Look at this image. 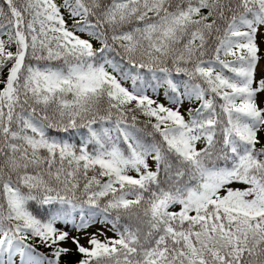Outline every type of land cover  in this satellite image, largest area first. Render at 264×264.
<instances>
[{"label":"snow or ice","instance_id":"snow-or-ice-1","mask_svg":"<svg viewBox=\"0 0 264 264\" xmlns=\"http://www.w3.org/2000/svg\"><path fill=\"white\" fill-rule=\"evenodd\" d=\"M73 250L264 264V0H0V264Z\"/></svg>","mask_w":264,"mask_h":264},{"label":"trees","instance_id":"trees-1","mask_svg":"<svg viewBox=\"0 0 264 264\" xmlns=\"http://www.w3.org/2000/svg\"><path fill=\"white\" fill-rule=\"evenodd\" d=\"M65 259L69 261L70 264H75V262L79 259V255L75 253V251L73 250V252L69 254L67 257H65Z\"/></svg>","mask_w":264,"mask_h":264},{"label":"rangeland","instance_id":"rangeland-1","mask_svg":"<svg viewBox=\"0 0 264 264\" xmlns=\"http://www.w3.org/2000/svg\"><path fill=\"white\" fill-rule=\"evenodd\" d=\"M101 227H103V226L100 225V224H97V225H95L92 229H89V231H96L97 229H99V228H101ZM107 235H108V236H111L112 233H111V232H108ZM101 239H103V237H101ZM82 242H84V241L82 240Z\"/></svg>","mask_w":264,"mask_h":264}]
</instances>
